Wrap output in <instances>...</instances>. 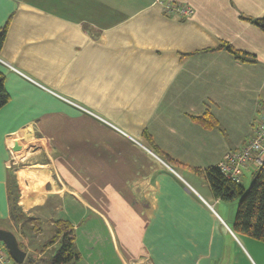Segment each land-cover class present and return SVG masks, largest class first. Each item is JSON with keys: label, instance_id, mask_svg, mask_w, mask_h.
I'll return each mask as SVG.
<instances>
[{"label": "crops", "instance_id": "crops-1", "mask_svg": "<svg viewBox=\"0 0 264 264\" xmlns=\"http://www.w3.org/2000/svg\"><path fill=\"white\" fill-rule=\"evenodd\" d=\"M166 4L194 14L168 15ZM263 17L264 0H0V59L45 88L0 64L10 97L0 110V230L26 260L52 258L53 225L65 221L81 254L70 264H264V243L232 231L236 204L193 172L254 135L264 32L248 19Z\"/></svg>", "mask_w": 264, "mask_h": 264}, {"label": "trees", "instance_id": "trees-1", "mask_svg": "<svg viewBox=\"0 0 264 264\" xmlns=\"http://www.w3.org/2000/svg\"><path fill=\"white\" fill-rule=\"evenodd\" d=\"M251 23L259 27L264 32V17L258 20L248 19ZM6 28L0 32V50L5 40ZM223 49L235 55L238 59L249 61L248 55H243L235 51L228 45L222 46ZM4 76L0 73V110L9 103L10 97L5 89ZM205 126L214 127L216 122L210 116L205 115L199 119ZM193 172L205 179L211 188L213 196L225 203L238 201V208L232 231L236 235H243L264 243V164L257 172L254 182L246 192L242 185L229 181L221 173L218 167H212L205 171L193 169ZM11 219L18 224L25 218L18 206L17 197L11 196L10 200ZM31 220H27L30 224ZM54 235L46 247L60 240V246L55 255L40 264H70L81 261V254L76 247V233L74 227L65 221L54 223ZM35 230L39 231L40 223H36ZM27 264H34L31 260L25 261ZM13 264L14 263L13 261Z\"/></svg>", "mask_w": 264, "mask_h": 264}, {"label": "built area", "instance_id": "built-area-1", "mask_svg": "<svg viewBox=\"0 0 264 264\" xmlns=\"http://www.w3.org/2000/svg\"><path fill=\"white\" fill-rule=\"evenodd\" d=\"M165 12L168 15H178L182 18H188L194 14V10L191 7L180 5V4H166ZM0 64L8 67L9 69L21 75L22 77L29 80L30 82L45 89L43 86L39 85L38 83L33 81L31 78L21 73L20 71H18L17 69L9 65L7 62L3 61L2 59H0ZM52 94L64 100L65 102H68L74 107L78 108L80 111L95 117L96 119L104 123L105 125L109 126L110 128L114 129L118 133L129 138L134 144L145 148L146 150H148L149 153L154 155L151 150L144 147L139 141H137L136 139H134L133 137H131L130 135H128L127 133H125L124 131L116 127L115 125L109 123L107 120L99 117L98 115H95L89 110H86L80 107L78 104L61 97L58 94H55V93H52ZM263 164H264V100L262 101L260 105V112H259V115L256 121L255 128H254L253 137L248 141V143L245 146L235 151L229 152L224 157V159L219 163L218 169L221 171V173L225 176L227 180L235 182V183H240L242 176H243V171L246 168H248L249 166H252L255 168H261ZM228 230L232 232L229 228ZM12 262L13 260L11 259L8 250L6 249L5 245L2 242H0V264H10ZM23 264H27V263L24 262Z\"/></svg>", "mask_w": 264, "mask_h": 264}, {"label": "water", "instance_id": "water-1", "mask_svg": "<svg viewBox=\"0 0 264 264\" xmlns=\"http://www.w3.org/2000/svg\"><path fill=\"white\" fill-rule=\"evenodd\" d=\"M0 242L5 245L14 263L23 264L25 262L26 253L20 247L16 236L12 232L0 230Z\"/></svg>", "mask_w": 264, "mask_h": 264}, {"label": "rangeland", "instance_id": "rangeland-1", "mask_svg": "<svg viewBox=\"0 0 264 264\" xmlns=\"http://www.w3.org/2000/svg\"><path fill=\"white\" fill-rule=\"evenodd\" d=\"M36 144L38 145V143H36ZM33 145H35V144H33ZM29 146H30V145H29ZM26 149H28V147H27ZM29 149H30V151H32V152L35 153V154H38V152L40 151V150H38V149H32L31 147H29ZM43 164H44V161H42L41 165H43ZM22 166H23V165H22ZM20 167H21V166H20ZM29 178H30V177H29ZM32 179H34L36 183H39V182H40V181H38L39 179H38L36 176H34V178H32ZM253 182H254V179L250 178L249 182H248L247 184L243 185L244 188H245V191H246V192L250 189V187H251V185L253 184ZM233 203L236 204V211H237V208H238V201H235V202H233ZM227 204H232V203H227ZM84 228H86V226H85ZM75 233H76V231H75ZM79 233H80V235L83 234V237H84V231H83V228H81V230H79ZM115 264H116V263H115Z\"/></svg>", "mask_w": 264, "mask_h": 264}]
</instances>
